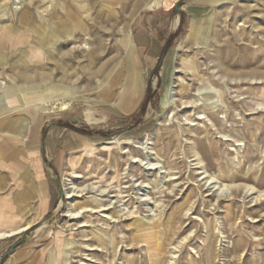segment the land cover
Wrapping results in <instances>:
<instances>
[{"label": "rangeland", "instance_id": "1", "mask_svg": "<svg viewBox=\"0 0 264 264\" xmlns=\"http://www.w3.org/2000/svg\"><path fill=\"white\" fill-rule=\"evenodd\" d=\"M154 2L0 0V97L66 89L55 94L54 109H36L92 118L78 122L85 138L60 172L63 196L43 218L22 219L29 230L0 241V264L14 257L39 264H264V0L150 7ZM191 22L196 36L179 48ZM137 34L160 39L165 58L128 90L142 72ZM106 89L111 96H100ZM171 92L176 104L168 102ZM140 142L153 143L166 170L159 187L155 173L130 165V156L143 157ZM192 145L229 188L205 183ZM90 146L96 148L86 152ZM71 161L80 173L76 185L107 188L102 197L120 201L124 211L111 219L101 212L66 217ZM141 189L156 203L140 202ZM93 191L73 209L95 207ZM58 232L64 248L73 242L68 255H56Z\"/></svg>", "mask_w": 264, "mask_h": 264}, {"label": "crops", "instance_id": "2", "mask_svg": "<svg viewBox=\"0 0 264 264\" xmlns=\"http://www.w3.org/2000/svg\"><path fill=\"white\" fill-rule=\"evenodd\" d=\"M133 38L140 54L142 79V75L149 74L157 65L161 67L165 46L148 34ZM18 99L9 97L8 106L0 105V225L10 228L19 226L22 219H41L53 210L61 195L60 172L67 164L70 151L78 149L85 138L78 124L85 123L83 117L62 118L52 110L34 108L36 104L23 103L22 106L28 107L21 109L19 102H13ZM52 134L58 135L55 147L50 146ZM24 247L22 243L11 257ZM8 261L39 264L30 257L8 258L4 264Z\"/></svg>", "mask_w": 264, "mask_h": 264}, {"label": "bare ground", "instance_id": "3", "mask_svg": "<svg viewBox=\"0 0 264 264\" xmlns=\"http://www.w3.org/2000/svg\"><path fill=\"white\" fill-rule=\"evenodd\" d=\"M172 4H173V0H155V2L150 5V7H152V6H161L162 7L163 6V8L164 7L169 8ZM180 16H176L175 23H174V27L177 26V24L179 22V17ZM195 36H196V27H195V24L193 22H191L190 25H189V27H188V32L186 34V40H184L183 42H181L179 48H182L183 47V43H189ZM35 53H36V51H35ZM102 72H104V71H102ZM99 73H100V71L97 74L99 75ZM97 74H95L96 77L98 76ZM136 76H137L136 77V80L134 78H132V82H130L131 84L128 85L129 86L128 87V90H130L131 87H133V88L136 87L137 88V86L139 85L137 81H139L138 78H140L141 75H138L137 74ZM126 78L128 79V77H126ZM175 86H176V81H175ZM67 91L68 90H66V89H62L60 91H59V89H57V90H51L50 93L47 94L46 91L44 90V88H40V87L39 88H30V89H28L27 93H25L23 97L22 96L19 97V99L17 101H19L21 103V105L23 103L36 104V105L41 104V107L43 109H48L49 110V109H54V105L52 107V104L51 103L54 100L55 94L56 93H59V94H64L65 95V93ZM199 91H202V89L200 88ZM132 93H133V91H128V93H126V96H128V95H130V96L131 95H134ZM169 94L170 95H168V102L171 103V104H176V100H177L176 99V92H174L173 94L171 92ZM105 95L111 96V94L109 93V91H107V89L106 90H103L100 93V96H105ZM128 98H129V96H128ZM8 99H9L8 95L7 94L6 95L3 94L0 97V105H7L8 106V104L10 103V102H8ZM192 102H195V100H193ZM188 104H190V102ZM34 108H36V106ZM60 108L61 109H68L69 108V105L67 103H65ZM199 108H201V107H199ZM203 114H205V113H203ZM167 117L169 119L170 113H168V116ZM84 119H85V121H90L92 119L89 112H88V114L85 115ZM117 143H118V141H117ZM137 147L143 152V157L130 156V159H131L130 165L131 164L133 165V163H138L139 165L143 166L144 169H146L147 171H150V172L152 171L153 173H155L152 177H153V180L156 183L157 187H159L160 184L162 183V181L164 179H166L167 175L165 173L166 170H165V172L163 171L164 169L162 170L163 167H162V164H161L160 159L158 158V155L156 154L155 146L153 145V143L144 145L143 143L140 142V143H138V146ZM88 148L89 147H86V150H85L86 152H89V151L93 152V150L96 147L95 146L94 147L93 146H90V148L89 149ZM191 150L193 151L194 156L196 157L195 158L196 164H198V167L197 168L200 169L199 173L201 175H203L202 179L205 180V183L206 184L207 183L212 184V186L214 188H216L217 190H219L220 192L226 190V188L228 187V185H226L225 183L224 184H221V182L219 181V179L216 176H214L213 174L209 173V171L205 167V164L206 163L204 162V159H203L201 153L198 151L197 147L195 145H192ZM70 164H71L72 168L67 171V173L65 174V178H64L65 179L64 180L65 191L67 193V199L69 200L68 205H67V211L65 213V216L66 217L75 218V217H78L79 214H84L85 212H93V213H95V212H101V213H103V217H106V218H109L110 217V219H111L116 214L122 213L124 211L123 204H120L119 205L120 207H118L116 205L117 203H120V201L115 200V198H113V197L112 198H110V197L103 198L102 197V196H104L103 194L106 193V191H107L106 189L107 188L106 189L97 188L95 186L96 185L95 183L92 184L91 186H88V187L87 186L85 187V186H78V185H76L75 182H74V180L80 178V173L74 168V162L71 161ZM168 178H170V177H168ZM149 185H150L149 182H145L141 186H143L145 188H149L148 187ZM254 187L251 186L250 189L251 190H254ZM93 189H94L93 192L95 194L93 196H91V197H92V200L96 204L95 207H90V206H85L84 207L83 206V207L78 208V210H74L73 209L74 201L78 197H81V196H83V195H85V194H87L89 192H92ZM256 193H258V192H254V194H256ZM259 196H262V195L260 194ZM259 196H257V197H259ZM137 198H140L139 199V200H141L140 202L145 201V202H143L144 204L146 203V201L148 199L153 200V198H150V196L148 195V193H145L143 189H141V194ZM153 202L156 203L155 200H153ZM110 209H113V213L112 214L105 213L106 210H109L110 211ZM127 212L130 213V214H135L136 211L135 210L128 209ZM30 227H31V223L28 222V221L25 222L23 225L11 227V228L8 227V226H2V225H0V240H4V239H7V238L14 237V236H16V235H18V234L26 231V230H29ZM55 241H56V243H55V246H54V250L56 252L57 257H60L63 251H65V254H67V255L69 254V252H71V249H72L71 247L73 246V242H66L65 248H64L63 235H61L59 232L56 235ZM53 264H58V263L57 262H54ZM67 264H68V261H67ZM169 264H171V263H169Z\"/></svg>", "mask_w": 264, "mask_h": 264}, {"label": "water", "instance_id": "4", "mask_svg": "<svg viewBox=\"0 0 264 264\" xmlns=\"http://www.w3.org/2000/svg\"><path fill=\"white\" fill-rule=\"evenodd\" d=\"M74 122H78V120H75ZM59 180V179H58ZM61 195L63 196L64 192L62 191V188L60 187ZM61 196V197H62Z\"/></svg>", "mask_w": 264, "mask_h": 264}]
</instances>
